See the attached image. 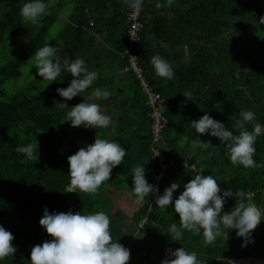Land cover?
<instances>
[{
  "label": "trees",
  "instance_id": "1",
  "mask_svg": "<svg viewBox=\"0 0 264 264\" xmlns=\"http://www.w3.org/2000/svg\"><path fill=\"white\" fill-rule=\"evenodd\" d=\"M24 2L0 0V9L4 8L0 10V42L8 37L15 40L27 30L29 22L19 13ZM131 9L126 0H52L48 14L35 23V40L40 42L68 10L57 49L61 55L83 58L86 67L98 75L81 96L66 100L64 108L55 104L64 100L55 89L67 86L72 78L67 72L44 89L19 90L7 99L0 98V226L12 233L11 243L16 248L12 257H5L0 264H29L31 247L50 238L38 224L45 207L50 213L108 214L114 240L124 246L136 239L126 264H160L167 259L164 251L168 247L181 246L208 264H233L226 259H264V220L251 230L252 242L244 247L236 229H225L227 238L218 237L214 243H205L202 234L183 230L182 238L173 240L166 232L171 223L179 221L171 206L162 211L152 201L154 194H149L143 206L128 215L117 209L109 191L126 188L128 194L131 169L143 163L145 178L156 186V195L176 182L175 198L194 172L201 171L213 175L221 189L230 188L237 194L226 198L222 211L234 207L236 198L250 199L264 208V134L255 141L253 154L260 167L245 168L229 160L227 148L218 138L197 134L190 126L191 120L207 111L238 134L233 125L243 109H251L264 124V23L259 22L264 0L143 1L142 26L132 53L146 80L164 98L162 111L168 124L159 141H153L146 95L139 77L128 68L129 56L124 53L130 43ZM155 54L170 62L172 79L154 73L150 58ZM26 62V56L21 55L0 67V96L6 94L8 82L22 76ZM93 88L107 89L110 96L89 98ZM185 91L191 92L190 100L183 97ZM84 98L98 103L112 117V123L82 129V125L71 126L64 120L70 107ZM245 126L250 130L252 122ZM95 136L114 140L125 149L121 163L112 168L110 178L94 195L64 192L69 182L66 157L93 142ZM197 137L209 143L193 151L188 141ZM29 142L37 143L36 161L15 151ZM154 150H159L155 158ZM161 159L175 161L159 177ZM248 193H254L253 197L247 198Z\"/></svg>",
  "mask_w": 264,
  "mask_h": 264
},
{
  "label": "clouds",
  "instance_id": "2",
  "mask_svg": "<svg viewBox=\"0 0 264 264\" xmlns=\"http://www.w3.org/2000/svg\"><path fill=\"white\" fill-rule=\"evenodd\" d=\"M51 3L52 0H25L19 13L24 21L34 24L48 14ZM126 3L136 10L140 7L141 0H126ZM259 22L264 23V15L259 17ZM31 57L37 74L43 80L58 81L62 72L71 74L72 78L66 87L55 89L64 98L55 103L59 108L66 107V100L83 93L98 75L96 70L86 67L83 58L61 55L56 46L47 43L38 47ZM150 64L157 76L173 78L172 65L159 54L150 58ZM109 96L110 91L101 88H93L89 93V98L106 99ZM190 96V91L183 93L187 100H190ZM64 120L71 126L82 125L84 128L95 129L112 123V117L105 114L98 103L88 102L85 98L70 107ZM248 122H252L250 130L245 126ZM190 126L195 133H207L225 144L228 158L234 165L260 167L253 154L256 151L255 141L259 135L264 134V124L257 120L251 109L239 112V119L233 125L234 129L239 130L238 134H234L225 123L211 117L207 111L198 119L191 120ZM188 143L189 148L194 151L206 148L209 142L197 137ZM159 150H154L152 156H158ZM15 151L28 160H37V143L17 146ZM124 155L125 149L118 142L95 136L93 142L66 157L69 182L63 191L94 195L102 182L110 178L112 168L121 163ZM131 173L132 187L127 195L132 203L141 204L146 196L155 194L157 188L146 180L143 163L133 167ZM177 188L178 184L171 182L159 195L153 196L155 205L162 211L171 206L178 215L179 224L171 223L166 232L171 233L173 240H180L183 231H190L202 234L205 243H214L218 237L223 236L224 240L227 238L229 232L225 229H236V235L241 238V247H244L252 242L251 230L264 220V208L250 199L236 198L234 207L229 211H222L226 198L233 195L237 197V194L230 188L221 189L211 174L204 175L201 171H195L191 179L183 184V190L174 198L173 192ZM38 224L50 238L31 247L29 264H126L129 259V250L112 238L109 231L110 216L103 211L81 213L53 210L50 213L45 207ZM12 240V233L0 226V260L12 257L16 252ZM168 255L173 258L162 259L160 264H208L207 260L199 259L196 252L187 251L182 246L171 250Z\"/></svg>",
  "mask_w": 264,
  "mask_h": 264
},
{
  "label": "rangeland",
  "instance_id": "3",
  "mask_svg": "<svg viewBox=\"0 0 264 264\" xmlns=\"http://www.w3.org/2000/svg\"><path fill=\"white\" fill-rule=\"evenodd\" d=\"M58 2L59 0H54ZM9 4V2H8ZM8 4H6L8 6ZM5 6V8L7 7ZM4 8H1L2 10ZM70 10V5L68 8ZM68 10L63 11L60 15L59 21L56 22L47 32L46 38L37 42L35 40L37 27L35 23H30L27 30L21 34V36L15 40L8 38L3 39L0 42V67L5 65L12 58L24 55L26 56L27 62L22 68V76L17 81H10L5 85L6 94L0 96L2 99H7L9 94L19 90H35V89H44L48 86L50 82L43 80L40 77L35 69V65L31 55L38 48L43 46L45 43L58 47L59 45V33L64 24L68 21ZM28 23V22H26ZM45 85V86H44ZM102 109V107H101ZM81 126V125H80ZM83 129V126H82ZM109 191L113 195V198L116 202L117 209L120 208L126 212L128 215H133V213L138 210L143 204H134L129 200L128 195L126 194V188L123 190L117 191L114 188H110ZM127 222V221H126ZM129 221L128 223H130ZM136 242V241H135ZM134 242V243H135ZM166 258V257H165ZM242 262H246L245 260Z\"/></svg>",
  "mask_w": 264,
  "mask_h": 264
},
{
  "label": "built area",
  "instance_id": "4",
  "mask_svg": "<svg viewBox=\"0 0 264 264\" xmlns=\"http://www.w3.org/2000/svg\"><path fill=\"white\" fill-rule=\"evenodd\" d=\"M144 0H141V4L140 7L136 10L131 9V12L129 14V20L131 21V25L128 31V39H129V47L125 50V55L129 56V67L131 70H133V72L135 73V75H137L139 77V81H140V86L142 88V91L145 93L146 95V103L148 105V115L151 119V124H150V128H151V133H152V138L153 141H159L161 138V134L162 132L167 128V118L164 116L163 111H162V106H163V101L164 98L161 96V94L154 90L153 87L149 84V82L146 80V78L144 77V75L142 74V70L141 67L139 66L138 63V59L136 57V55H133L132 53V45L134 43L138 42V32L141 29V22H140V16H141V5L143 3ZM133 37V38H132ZM157 156H154V158ZM175 160H169L168 161H164V160H160V172H159V177L163 176L165 171L167 170L168 167H170ZM262 192L264 193V189L262 190ZM157 192L154 194L156 195ZM254 193H248L246 194L247 198L253 197ZM152 201L154 202V199L152 197ZM146 221L143 220V222L140 224V227H143L144 222ZM136 241L135 237H133L132 240H130L129 242H127L124 247H126L129 251L131 249V245L134 244V242ZM175 248L173 247H168L165 251H164V256L167 259H172L173 257L169 256L168 253L171 250H174Z\"/></svg>",
  "mask_w": 264,
  "mask_h": 264
},
{
  "label": "water",
  "instance_id": "5",
  "mask_svg": "<svg viewBox=\"0 0 264 264\" xmlns=\"http://www.w3.org/2000/svg\"><path fill=\"white\" fill-rule=\"evenodd\" d=\"M246 262H237L232 259H226V262H231L233 264H264V259H246Z\"/></svg>",
  "mask_w": 264,
  "mask_h": 264
}]
</instances>
